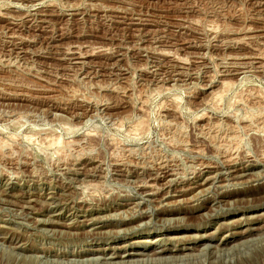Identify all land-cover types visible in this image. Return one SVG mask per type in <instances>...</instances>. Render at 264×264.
Segmentation results:
<instances>
[{
    "label": "rangeland",
    "instance_id": "rangeland-1",
    "mask_svg": "<svg viewBox=\"0 0 264 264\" xmlns=\"http://www.w3.org/2000/svg\"><path fill=\"white\" fill-rule=\"evenodd\" d=\"M0 143V264H264V0H0Z\"/></svg>",
    "mask_w": 264,
    "mask_h": 264
},
{
    "label": "bare ground",
    "instance_id": "bare-ground-1",
    "mask_svg": "<svg viewBox=\"0 0 264 264\" xmlns=\"http://www.w3.org/2000/svg\"><path fill=\"white\" fill-rule=\"evenodd\" d=\"M262 21V20H261ZM71 54V53H70ZM257 59H259V57L257 58ZM260 60V59H259ZM223 84H224V82H223ZM222 84V85H223ZM225 85H227V84H225ZM230 87V86H229ZM222 90V89H221ZM223 90H224V88H223ZM220 91V90H219ZM158 93V92H157ZM223 93V92H222ZM224 95V94H223ZM250 95V94H249ZM219 96H220V93H218V92H214L213 94H211V100H212V102H216L217 101V99L219 98ZM259 96V95H258ZM221 97V96H220ZM256 98V97H255ZM209 100V99H208ZM221 100V99H220ZM175 101V100H174ZM209 102V101H208ZM236 102V101H235ZM219 103V102H218ZM217 104V103H216ZM144 105V104H143ZM214 105V104H213ZM171 107V106H170ZM211 107V106H210ZM205 113V112H204ZM260 115V114H259ZM258 117V116H257ZM262 124V123H261ZM217 125V124H216ZM214 126H215V124H214ZM214 126H212V127H214ZM218 126V125H217ZM217 126H215V127H217ZM218 128H219V126H218ZM206 129V128H205ZM222 129V128H221ZM236 129V128H235ZM182 130V129H181ZM217 130V129H216ZM227 132V131H226ZM51 140V139H50ZM56 139H54V143L52 142V145H54V144H58V142H60L59 140H58V142L57 141H55ZM224 140V139H223ZM237 140V139H236ZM46 141H48L47 139H46ZM87 143V142H86ZM1 144V143H0ZM5 144V143H4ZM51 145V144H50ZM58 145H60V143L58 144ZM220 145V144H219ZM5 146V145H4ZM3 146V147H4ZM48 146V145H47ZM56 146V145H55ZM221 146V145H220ZM52 147V146H51ZM57 147V146H56ZM58 147H60V146H58ZM229 147V146H228ZM58 149V148H57ZM216 149V148H215ZM220 150V149H219ZM56 151H58V150H56ZM233 152V151H232ZM201 173V172H200ZM212 177V176H211ZM208 178V177H207ZM206 178V179H207ZM52 180V179H51ZM168 181V180H167ZM203 182L204 181H206V180H202ZM201 184H203V183H201ZM148 185V184H147ZM201 186V185H200ZM146 187V186H145ZM150 187V186H149ZM88 190V189H87ZM198 190V189H197ZM196 191V190H195ZM203 192V191H202ZM91 193V192H90ZM196 194V193H195ZM150 195H152V194H150ZM112 216V215H111ZM115 216V215H114ZM107 217V216H106ZM124 220V219H123ZM120 221V220H119ZM89 224V223H88ZM140 226V225H139ZM187 226V225H186ZM262 227H264V226H262ZM264 229V228H263ZM250 231H253L252 229H250V230H248V232H247V234L245 235V236H243V238H246V237H248V236H250L251 234H250ZM115 232V231H114ZM89 233H91V232H89ZM70 234V233H69ZM104 234H106V233H104ZM75 235V234H74ZM107 235V234H106ZM232 236V235H231ZM101 237V236H100ZM200 237V236H199ZM203 237V236H202ZM223 237H225V235L223 236ZM87 238V237H86ZM198 238V237H197ZM204 238V237H203ZM202 238V239H203ZM173 239V238H172ZM181 239V238H180ZM183 239V238H182ZM194 239V238H193ZM228 238H223L222 239V241L220 242V244H219V247H221L220 249H224V250H226V247L228 246V245H230V243L232 242V240L234 239V238H230V236H229V239L227 240ZM173 240H175V239H173ZM189 240V239H188ZM196 240V239H195ZM145 242V241H144ZM147 242V241H146ZM149 243V242H148ZM123 246V245H122ZM206 248V247H205ZM188 249V248H187ZM162 250V249H161ZM164 250V249H163ZM90 251V250H89ZM92 251H96V250H92ZM172 251L174 252V253H179V252H181V250L179 251V250H173L172 249ZM182 251H185V250H182ZM168 252H171L170 250H167V251H160V252H152V255H156V257L157 256H160V255H163L164 253H168ZM182 253V252H181ZM77 255H81L80 253H76L75 254V256H77ZM133 255V254H132ZM136 255V254H135ZM141 256H146L147 257V254H144V253H141L140 254ZM120 256V255H119ZM119 256L118 255H116V254H114L113 256H111V257H114L115 259L116 258H119ZM128 256H129V254H128ZM127 256V257H128ZM149 256V255H148ZM125 257V256H124ZM154 257V256H153ZM120 258H122V256L120 257ZM175 258V257H174ZM177 258V257H176ZM175 258V259H176ZM104 259V258H103ZM107 259V258H106ZM186 259V258H185ZM180 260V259H179ZM133 261V260H132ZM172 261H173V259H172ZM125 262V261H124ZM134 262V261H133ZM109 263V262H108ZM122 263V262H121Z\"/></svg>",
    "mask_w": 264,
    "mask_h": 264
}]
</instances>
